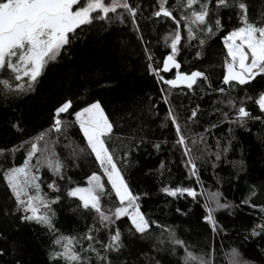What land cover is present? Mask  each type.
I'll list each match as a JSON object with an SVG mask.
<instances>
[{
    "label": "snow or ice",
    "instance_id": "snow-or-ice-1",
    "mask_svg": "<svg viewBox=\"0 0 264 264\" xmlns=\"http://www.w3.org/2000/svg\"><path fill=\"white\" fill-rule=\"evenodd\" d=\"M174 10L179 12V16L174 15ZM223 12L229 13V20L235 14L239 24L222 38L227 50V58L223 63L225 71L222 81L213 87L205 72L179 71L177 56L181 51V25L187 35L185 47H192L189 41H198L196 58L199 59L207 40L214 33L224 30ZM141 18L155 19L161 26L169 23L174 26L162 37L165 50L170 49L162 57V67L155 60L150 42L144 38L138 22ZM127 23L131 24V31L142 47L147 61L146 71L155 78L156 83L162 82L170 89L182 85L193 93L199 89L206 94H220L213 101V111L220 119L211 124V128L227 123L229 129L224 138L226 143L216 141L218 150L212 154L215 156L212 167L226 162V154L231 151L235 139L231 125L245 128L250 121L264 122V87L254 95L247 91L257 82V78L264 80V16L251 20L246 0H0V99L8 103L10 98L22 99L34 95L47 69L65 56L70 58V49L77 42L84 43L93 28L99 25L102 31H108L119 25L127 26ZM127 44V41H121L122 47H127ZM172 69L177 70L175 77L165 78L163 74L170 73ZM97 79L102 77L98 75ZM99 87L105 89L112 85L103 83ZM238 92H244V95H233ZM248 102L258 108V114L246 109L245 104ZM85 103L86 106L76 110L71 96L62 97L53 107L49 128L12 149H0V155H5L6 152H15L28 145L23 163L3 171L0 258L19 250V241L11 238V231H19L22 225L35 224L50 237L48 264H215L213 247L209 246L207 251L194 252L175 228L162 227L158 221L147 216L141 209L140 201L148 193H134L124 175V170L136 163L132 159L133 153L149 143L145 139V115L154 111L155 102L149 98V104L145 106L143 101L130 100L115 110V119L106 113L100 99ZM164 103L169 105L167 118L175 129V144L183 148V155L187 157L184 165L189 175L199 183L196 161L203 159L205 163L209 162L205 154L207 144L204 134H197L191 141L195 145L198 138L205 145L204 148L196 149L199 155H194V149L188 144L189 138L181 128L179 116L167 96L164 97ZM199 110V105L191 109V114L185 120V128L189 122L195 123L199 119ZM62 114L74 119H62ZM73 125H78L82 133L83 139L79 144L68 136V130ZM11 126L20 130V121L17 120ZM116 131L123 134L120 137L122 143L127 141L119 156L116 155V149L110 148V141ZM207 132L209 128L204 129V133ZM53 133L69 141L65 147L71 148L74 166L77 158L94 157L98 171L87 176L86 187L71 186V177L66 176L67 163L53 148L58 143V139L51 138ZM41 142L42 147L39 146ZM163 143L151 142L152 148L159 152ZM231 163L237 173L245 171L243 160ZM45 168L51 174L50 182L41 177V169ZM164 168L162 161L158 169L160 175H163ZM103 177H106V181ZM259 180V184L253 182L255 186L241 201L258 209L261 219L259 225H253L246 240L258 237L264 239V177ZM60 181H65L68 186L63 187ZM45 183L47 192L42 189ZM106 185L110 187L106 189ZM159 191L173 198L186 195L193 201L198 196L194 188L179 185H164ZM65 198L78 201L68 209L77 220H85L86 216L90 220V223H85L84 231L73 230L71 234H65L56 227L58 217L53 205L61 204ZM211 203L214 207L207 202L205 204L203 220L211 226L213 233H218L223 228L214 219V212L230 210L233 205L227 201L222 203L219 194H213ZM176 212L187 215L179 207ZM260 251L261 259L256 264H264V249ZM178 252L182 255L178 256ZM231 255V264H248L240 258L237 249H232ZM14 264H21V261L17 258Z\"/></svg>",
    "mask_w": 264,
    "mask_h": 264
},
{
    "label": "trees",
    "instance_id": "trees-1",
    "mask_svg": "<svg viewBox=\"0 0 264 264\" xmlns=\"http://www.w3.org/2000/svg\"><path fill=\"white\" fill-rule=\"evenodd\" d=\"M246 3L249 6L251 20L264 16V0H246ZM145 8L147 9V4ZM174 15L179 16V12L174 10ZM222 15L224 30L214 33L207 40L199 59L196 58L198 41H189L192 47H185L187 35L181 25L182 41L179 46L181 51L177 56L179 71L205 72L209 75L213 87L219 85L225 71L223 63L227 58V50L224 48L222 38L227 31L239 24L235 14H232L231 20L228 12H223ZM138 22L145 40L150 42L149 46L155 54V60L162 67V57L170 51V49L165 50L162 37L174 26L171 23L161 26L155 19L141 18ZM121 41H127V47H122ZM70 51V58L65 56L47 69L34 95L22 99L10 98L8 103L0 99V149H12L13 146L20 145L22 141H30V138L49 128L53 107L64 96H71L76 110L86 106L85 102L100 99L111 119L116 118L115 110L130 100L143 101L147 106L151 98V101L155 102V108L153 112L145 115L144 129L147 133L145 139L149 143L133 153L132 159L136 163L133 167L124 170V175L134 193H148V196L140 201L142 211L151 219L158 221L162 227L175 228L179 236L192 246L194 252L207 251L209 246L213 247L215 264H231L232 249H237L240 258L248 264H256L261 259L260 250L264 249V239L258 237L246 240L245 237L249 235L253 225L261 223L260 213L258 209L242 204L241 201L249 194L250 188L255 186L253 182L259 184V178L264 177V122L250 121L245 128H240L236 124L231 125L235 139L231 151L226 154L227 161L218 163L217 167L213 168L212 162L215 161V156L212 154L218 150L216 141L221 140L222 143H226L224 138L227 137L229 129L227 123L211 128V124L220 119L213 111V101L218 99L219 93L206 94L199 89L193 93L182 85L170 89L162 82L156 83L155 78L146 71L147 61L136 35L131 31L130 23H127V26H116L108 31H102L97 25L86 36L84 43L77 42ZM176 71L172 69L170 73L163 75L167 79H172ZM98 75L102 79H97ZM103 83H111L112 87L102 89L99 85ZM262 87L264 80L257 78V82H254L247 91L250 95H254ZM161 89L164 91L162 92ZM233 95L243 96L244 92ZM165 96L179 116L181 128L189 138L188 144L194 149V155H199L196 149L204 148L205 145L198 138L195 145L191 141L197 137V134H204L207 144L205 154L209 162L205 163L203 159L196 161L201 181L199 183L195 177L189 175L184 165L187 157L183 155V148L175 144V129L167 118L169 105L164 103ZM196 105L200 106L199 119L195 123L189 122L188 127L185 128L186 117ZM245 107L258 114V108L251 102L246 103ZM224 111H227V108H224ZM62 119L68 120L74 117L62 114ZM17 120L20 121V130L11 126ZM205 128H209V132L204 133ZM122 135L116 131L110 141V148L117 150V156L127 145V141L121 142ZM68 136L77 144L83 139L78 125H73L68 130ZM51 138L58 139V143L54 144L53 148L67 163L66 176L71 177V186H87V176L93 171H98L94 157L77 158L74 166L70 156L71 148L65 147L69 141L62 136L57 137L55 133ZM161 141L165 143L162 144L161 150L156 152L151 142ZM39 146L42 147L43 142ZM27 147L26 144L18 151L0 155V191L4 187L3 171L13 165L22 164ZM240 160H243L246 167L244 172L237 173L231 162ZM162 161L165 168L163 175H160L158 169ZM32 163H35V158ZM40 174L43 180L49 181L51 174L46 168L41 169ZM103 179L106 181V177ZM60 183L63 187L68 186L65 181ZM164 185L192 187L198 194L197 200L193 201L186 195L179 198L167 197L159 191ZM108 187L110 186L106 185V189ZM42 189L48 191L46 183L42 184ZM210 194H219L222 203L227 201L233 205L230 210L220 209L214 212V219L218 222V226L223 228L218 233H213L211 226L203 220L206 214L205 204L209 203L206 196ZM77 203L75 198H65L61 204L53 205L58 217L56 227L65 234H71L73 230L82 232L85 230V223H90L86 214L85 220H77L76 216L68 211ZM177 207L187 215L178 214ZM10 234L12 239L19 241V250L0 258V264L4 262L14 264L17 258L21 264H48L47 251L50 237L44 229L35 224H27L22 225L19 231H11ZM179 255L182 253L178 252Z\"/></svg>",
    "mask_w": 264,
    "mask_h": 264
},
{
    "label": "rangeland",
    "instance_id": "rangeland-1",
    "mask_svg": "<svg viewBox=\"0 0 264 264\" xmlns=\"http://www.w3.org/2000/svg\"><path fill=\"white\" fill-rule=\"evenodd\" d=\"M85 187H86V186H85ZM212 197H213V195L210 194V195H207V196H206V199H207V201L209 202V206H213V207H214V204L211 203V201H212Z\"/></svg>",
    "mask_w": 264,
    "mask_h": 264
}]
</instances>
